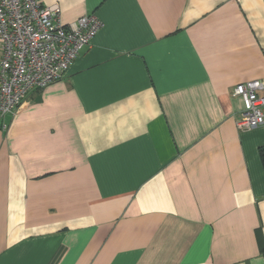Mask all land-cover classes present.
<instances>
[{
    "label": "crops",
    "instance_id": "1",
    "mask_svg": "<svg viewBox=\"0 0 264 264\" xmlns=\"http://www.w3.org/2000/svg\"><path fill=\"white\" fill-rule=\"evenodd\" d=\"M37 1L101 26L0 122V264H264L263 0Z\"/></svg>",
    "mask_w": 264,
    "mask_h": 264
},
{
    "label": "built area",
    "instance_id": "2",
    "mask_svg": "<svg viewBox=\"0 0 264 264\" xmlns=\"http://www.w3.org/2000/svg\"><path fill=\"white\" fill-rule=\"evenodd\" d=\"M264 2V0H263ZM101 21L94 14L64 24L58 8L37 0H0V122L33 89L62 78L80 50L90 43ZM264 80H247L233 87L243 103L237 126L264 124Z\"/></svg>",
    "mask_w": 264,
    "mask_h": 264
},
{
    "label": "trees",
    "instance_id": "3",
    "mask_svg": "<svg viewBox=\"0 0 264 264\" xmlns=\"http://www.w3.org/2000/svg\"><path fill=\"white\" fill-rule=\"evenodd\" d=\"M259 156H260V160H261L260 162L262 163V167H263V170H264V145H261L259 147ZM262 253L264 255V249H262Z\"/></svg>",
    "mask_w": 264,
    "mask_h": 264
}]
</instances>
